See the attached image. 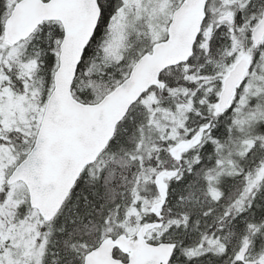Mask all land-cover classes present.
Wrapping results in <instances>:
<instances>
[{
	"label": "snow or ice",
	"instance_id": "6c2138e0",
	"mask_svg": "<svg viewBox=\"0 0 264 264\" xmlns=\"http://www.w3.org/2000/svg\"><path fill=\"white\" fill-rule=\"evenodd\" d=\"M0 264H264V0H0Z\"/></svg>",
	"mask_w": 264,
	"mask_h": 264
}]
</instances>
